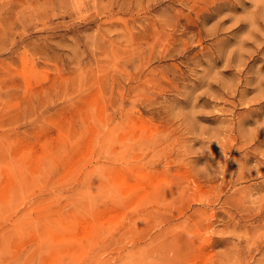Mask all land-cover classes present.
<instances>
[{
	"label": "rangeland",
	"instance_id": "obj_1",
	"mask_svg": "<svg viewBox=\"0 0 264 264\" xmlns=\"http://www.w3.org/2000/svg\"><path fill=\"white\" fill-rule=\"evenodd\" d=\"M0 264H264V0H0Z\"/></svg>",
	"mask_w": 264,
	"mask_h": 264
}]
</instances>
